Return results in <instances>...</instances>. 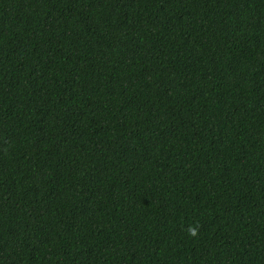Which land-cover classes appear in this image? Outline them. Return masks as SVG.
Instances as JSON below:
<instances>
[{
	"label": "trees",
	"instance_id": "1",
	"mask_svg": "<svg viewBox=\"0 0 264 264\" xmlns=\"http://www.w3.org/2000/svg\"><path fill=\"white\" fill-rule=\"evenodd\" d=\"M0 264H264V0H0Z\"/></svg>",
	"mask_w": 264,
	"mask_h": 264
}]
</instances>
